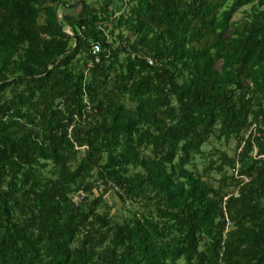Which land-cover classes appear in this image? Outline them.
<instances>
[{
	"label": "trees",
	"instance_id": "16d2710c",
	"mask_svg": "<svg viewBox=\"0 0 264 264\" xmlns=\"http://www.w3.org/2000/svg\"><path fill=\"white\" fill-rule=\"evenodd\" d=\"M74 4L0 0V264H264V0Z\"/></svg>",
	"mask_w": 264,
	"mask_h": 264
},
{
	"label": "rangeland",
	"instance_id": "374dc122",
	"mask_svg": "<svg viewBox=\"0 0 264 264\" xmlns=\"http://www.w3.org/2000/svg\"><path fill=\"white\" fill-rule=\"evenodd\" d=\"M239 14H240V10L234 14V17H238ZM213 144H214L215 146H218L220 150H225L227 153L230 152V149H229L226 145L218 144V143L215 142V141L213 142ZM203 150H204L205 152H207V151L209 150V145H204V146H203ZM194 161H195V163H196L198 166H200L201 163H202L201 159H199V158H197V157H195ZM210 174H211V175H210V181H211L212 184H215V179L218 177V175H217L216 173H213V172H211ZM105 199H106L109 203L111 202V204L113 205V207H112V212H113L114 214H115L117 211L119 212L120 203H119V200H117L116 196H114L111 192H109V193H107V194L105 195Z\"/></svg>",
	"mask_w": 264,
	"mask_h": 264
},
{
	"label": "built area",
	"instance_id": "2783aa9c",
	"mask_svg": "<svg viewBox=\"0 0 264 264\" xmlns=\"http://www.w3.org/2000/svg\"><path fill=\"white\" fill-rule=\"evenodd\" d=\"M105 33V32H104ZM99 51V47L97 44H93L92 45V48H91V54H94V60L97 61V57H96V53ZM148 62L150 63V60H148ZM240 177V176H238ZM78 200V198H77ZM225 220H226V226H228L230 224L228 218L225 217Z\"/></svg>",
	"mask_w": 264,
	"mask_h": 264
},
{
	"label": "water",
	"instance_id": "95a60500",
	"mask_svg": "<svg viewBox=\"0 0 264 264\" xmlns=\"http://www.w3.org/2000/svg\"><path fill=\"white\" fill-rule=\"evenodd\" d=\"M79 0H76V4H74V6H76L78 4ZM67 35H70V33H66ZM71 36V35H70Z\"/></svg>",
	"mask_w": 264,
	"mask_h": 264
}]
</instances>
